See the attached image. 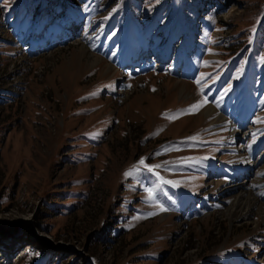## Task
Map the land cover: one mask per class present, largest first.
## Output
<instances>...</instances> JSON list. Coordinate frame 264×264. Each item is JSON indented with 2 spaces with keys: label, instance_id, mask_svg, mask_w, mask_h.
<instances>
[{
  "label": "rangeland",
  "instance_id": "obj_1",
  "mask_svg": "<svg viewBox=\"0 0 264 264\" xmlns=\"http://www.w3.org/2000/svg\"><path fill=\"white\" fill-rule=\"evenodd\" d=\"M262 18L0 0V264H264Z\"/></svg>",
  "mask_w": 264,
  "mask_h": 264
},
{
  "label": "trees",
  "instance_id": "obj_2",
  "mask_svg": "<svg viewBox=\"0 0 264 264\" xmlns=\"http://www.w3.org/2000/svg\"><path fill=\"white\" fill-rule=\"evenodd\" d=\"M264 18H262V20H263ZM262 20L260 21L261 22V24H259V25H257V28L255 29V31H256V35H257V33H259L262 29H263V27H264V22L262 23ZM256 35H254V38L256 37ZM253 38V39H254Z\"/></svg>",
  "mask_w": 264,
  "mask_h": 264
},
{
  "label": "snow or ice",
  "instance_id": "obj_3",
  "mask_svg": "<svg viewBox=\"0 0 264 264\" xmlns=\"http://www.w3.org/2000/svg\"><path fill=\"white\" fill-rule=\"evenodd\" d=\"M200 106H202V105L201 104H196V105H192L191 107H192L193 110H198ZM170 118H174V117H170ZM140 163L143 164L144 161L141 160ZM161 210H165V209L161 208Z\"/></svg>",
  "mask_w": 264,
  "mask_h": 264
}]
</instances>
